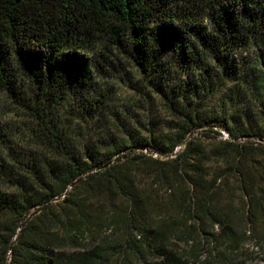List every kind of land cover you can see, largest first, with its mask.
Here are the masks:
<instances>
[{"label": "trees", "instance_id": "obj_1", "mask_svg": "<svg viewBox=\"0 0 264 264\" xmlns=\"http://www.w3.org/2000/svg\"><path fill=\"white\" fill-rule=\"evenodd\" d=\"M116 54L136 67L133 83L160 96L179 122L168 136L127 135L120 142L99 137L77 150L67 139L60 111L97 117L109 90L93 70L119 72ZM0 89L33 121V136H43L47 148L11 150L8 131L0 126V147L6 149L0 150V179L9 187L0 188V264L8 255L7 264H103L104 249L79 246L89 216L69 196L83 174L87 177L80 181L87 182L92 198L107 194L127 204L125 215H119L134 238L136 264H192L167 248L156 221L158 204L142 196L130 170L132 160L113 162L112 157L128 147L170 154L192 129L210 121L239 141L228 173L244 199L248 227L242 234L257 239L256 227L262 224L264 239V154L254 160L244 143L264 141V0H0ZM218 95V114L203 120L200 107ZM74 98L83 102L75 105ZM190 145L170 160L155 161L157 174L170 184L189 175L187 203L192 207L182 211L184 223L234 251L241 233L221 207L220 194L195 174L200 163ZM61 195L64 212L47 211L42 217ZM31 209L39 213L25 220ZM207 222L219 232H205Z\"/></svg>", "mask_w": 264, "mask_h": 264}, {"label": "rangeland", "instance_id": "obj_2", "mask_svg": "<svg viewBox=\"0 0 264 264\" xmlns=\"http://www.w3.org/2000/svg\"><path fill=\"white\" fill-rule=\"evenodd\" d=\"M96 52L98 51L96 50L95 54ZM115 58L114 62L120 73L111 69L109 71L93 70L96 72L94 76L99 78L100 82L105 83L109 90V99L103 104L104 106L100 109L97 117L93 118L87 115L71 117L69 108L60 111V116L65 118L61 121L66 126L64 132L67 139L73 142L77 150H85L83 147L86 143L95 142L99 137L120 142L127 138V135L140 138L147 137L150 133L154 138L168 136L174 133L171 127L179 122L165 106L160 96L150 94L138 82L133 83L138 79L133 63L120 54H116ZM19 76L23 86L28 88L29 84L26 79L22 75ZM78 102L83 101L74 98L73 104L78 105ZM220 102L221 99L218 95L207 100L204 107H200L199 114L203 120H208L210 116L218 114L222 104ZM58 123L62 125L61 122ZM0 126L8 131L11 150H47L43 146L45 138L33 136L32 129L36 128L33 121L27 118L24 111L17 107L1 89ZM188 141L191 142V150H194L193 158L199 160L200 163L197 164L198 167L196 166L195 174L202 177L204 181L207 180V185L212 192L220 194L221 207L224 211L231 213V220L236 224L237 232L241 233L237 249L234 251L230 252L229 248L223 245L219 247V242L209 237L207 233L198 231L196 225L189 227L187 223H184L186 216L182 214V211L188 212L192 207L187 203L190 189L186 176L189 175L182 174L181 178L177 177L176 182L170 184L167 183L168 179L157 174L158 163L155 161L162 162L172 159L175 154L185 148ZM244 143L249 145L246 149L252 151L251 156L254 160L259 162L263 159L264 141L250 138ZM238 146L239 141L230 138L226 129L210 121L192 129L170 154H159L151 147H128L123 148L124 151L117 158L112 157V161L121 163L132 160L130 170L142 196L147 201L158 204L156 221L161 231L164 232V241L168 242V249L188 258L192 264H264V239H261L263 225L256 227L259 237L257 239H251V237L242 234V231L248 227H244V199L241 197L238 182L232 180L228 173V170L233 167L231 165L237 160ZM0 150L6 149L0 147ZM98 150H103V148L100 147ZM195 152L198 153L195 154ZM166 169L170 170V168ZM97 171L99 172V170L92 169L90 172ZM164 172L170 175L168 170ZM262 172L264 173V168ZM217 176L216 182L213 183L212 178ZM86 177L83 174L80 176V180H85ZM80 180L75 182L78 186L69 196L72 202L80 203L82 209L89 216L87 231L83 233L79 246L82 248L93 244L104 249L108 257L103 264H136L135 254L132 252V249H135L132 245L134 238L126 229L123 219L119 215L120 213L125 215L124 210L127 207L125 201L107 194L92 198L91 195L95 194L87 192V182ZM0 188L9 191V187L1 179ZM66 190L71 191V186H68ZM62 200L63 195L55 198L50 204V209L44 211L42 217L47 215V211L49 214L64 212L67 204ZM38 213L36 210H29L25 220ZM173 218L176 220L182 218V222L173 221ZM189 224L191 223L189 222ZM175 226L176 228L173 230L172 228ZM203 228L205 232H219L217 225L211 228L208 222ZM135 239V244L142 249L141 242H139L141 238L136 236ZM68 250L77 249L69 248ZM217 250L222 252L221 256H215ZM10 256H7L6 264L9 262Z\"/></svg>", "mask_w": 264, "mask_h": 264}]
</instances>
